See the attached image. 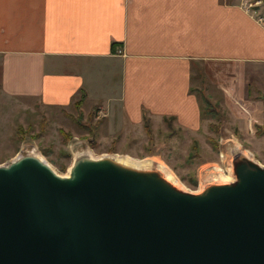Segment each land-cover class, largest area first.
I'll return each instance as SVG.
<instances>
[{
  "label": "crops",
  "instance_id": "obj_1",
  "mask_svg": "<svg viewBox=\"0 0 264 264\" xmlns=\"http://www.w3.org/2000/svg\"><path fill=\"white\" fill-rule=\"evenodd\" d=\"M263 69L264 27L240 2L0 0L2 92L60 108L82 97L118 129L198 131V78L238 128L264 124Z\"/></svg>",
  "mask_w": 264,
  "mask_h": 264
},
{
  "label": "water",
  "instance_id": "obj_2",
  "mask_svg": "<svg viewBox=\"0 0 264 264\" xmlns=\"http://www.w3.org/2000/svg\"><path fill=\"white\" fill-rule=\"evenodd\" d=\"M44 161L0 165V264H264V166L242 153L198 193L110 156Z\"/></svg>",
  "mask_w": 264,
  "mask_h": 264
},
{
  "label": "rangeland",
  "instance_id": "obj_3",
  "mask_svg": "<svg viewBox=\"0 0 264 264\" xmlns=\"http://www.w3.org/2000/svg\"><path fill=\"white\" fill-rule=\"evenodd\" d=\"M231 1L247 7L251 4L249 12L264 18V0ZM192 89L202 110L198 131H184L163 119L149 121L147 133L143 126L118 129L116 123L87 106L83 110L76 109L74 103L66 108L45 106L36 99L6 95L0 87V165L18 156L37 154L57 174L65 176L76 156L86 151L93 157L153 158V167L157 162L166 165L175 176L176 187L192 193H197L207 180L217 182L212 178L218 170L230 166L236 153H248L264 166V133L255 134L256 124L238 128L228 111L219 106L220 90L204 80L196 79ZM206 101L211 103L212 111ZM211 163L221 169L211 170Z\"/></svg>",
  "mask_w": 264,
  "mask_h": 264
},
{
  "label": "bare ground",
  "instance_id": "obj_4",
  "mask_svg": "<svg viewBox=\"0 0 264 264\" xmlns=\"http://www.w3.org/2000/svg\"><path fill=\"white\" fill-rule=\"evenodd\" d=\"M238 146V145H237ZM88 150V149H87ZM234 150V149H233ZM86 151V150H85ZM82 152V151H81ZM240 152V151H239ZM246 152V151H245ZM80 153V152H79ZM87 153V151H86ZM83 153L82 155L79 154V156H76L75 159H77L78 157H83V156H88L91 159H99L101 157H104L106 155L100 156V157H93L91 155H88V153ZM244 156H248L246 153H242ZM38 159H40L41 161H44V159L41 157V155H37L35 154ZM111 157V156H110ZM113 159L115 160V162L119 165L125 166L126 168H131V169H135V170H150V169H155L163 178L165 181L169 182L170 184H172L173 186H177V182L175 180V176H173V174L170 172V170H168V168L166 167V165L162 164L161 162H157V166L153 167L152 164V159L151 158H144V159H133L130 158L128 156H119V155H115L112 156ZM249 157V156H248ZM16 158V157H15ZM250 158V157H249ZM251 159V158H250ZM253 160V159H251ZM74 161V160H73ZM254 161V160H253ZM45 162V161H44ZM255 162V161H254ZM230 166H231V162H230ZM228 167L226 171V173L223 170H218V172L216 173V180H218V182H231L234 180V176H233V169L231 167ZM50 167V166H49ZM52 169V168H51ZM53 170V169H52ZM54 171V170H53ZM208 171V170H207ZM216 171V170H213ZM226 174V175H225ZM67 176V175H65ZM179 186V185H178ZM203 187V186H202ZM178 188V187H177ZM202 188H199V191H201ZM198 191V192H199ZM197 192V193H198ZM192 193V192H191ZM194 193V192H193Z\"/></svg>",
  "mask_w": 264,
  "mask_h": 264
},
{
  "label": "trees",
  "instance_id": "obj_5",
  "mask_svg": "<svg viewBox=\"0 0 264 264\" xmlns=\"http://www.w3.org/2000/svg\"><path fill=\"white\" fill-rule=\"evenodd\" d=\"M111 48H112V50L114 51L115 49V44L114 43H112L111 44ZM190 91H193V89L191 88L190 89ZM82 102H83V99H82V97L81 98H79L78 100H76L75 102H74V107L77 109V108H80L81 107V105H82ZM206 104H207V107H208V109L210 110V111H212V109L210 108V106H211V103H209V102H207L206 101ZM93 110H95L96 111V108L95 107H93L92 108ZM200 113H201V115H202V110L200 109ZM144 121H143V128L145 129V131L147 132V133H149V119H147V118H144L143 119ZM167 120H172V119H167ZM211 126V125H210ZM255 128H256V131H255V134L256 135H260V134H263L264 133V124H256L255 125Z\"/></svg>",
  "mask_w": 264,
  "mask_h": 264
},
{
  "label": "built area",
  "instance_id": "obj_6",
  "mask_svg": "<svg viewBox=\"0 0 264 264\" xmlns=\"http://www.w3.org/2000/svg\"><path fill=\"white\" fill-rule=\"evenodd\" d=\"M242 5V4H241ZM243 6V5H242ZM251 6V4H249L248 5V7L247 6H243L244 7V9L246 10V11H248L249 12V7ZM254 16V15H253ZM254 18H255V20L260 24V25H262L263 27H264V18H262V17H255L254 16ZM120 52V51H119ZM122 52V51H121ZM263 83H264V69H263ZM262 96H263V99H264V88H263V91H262ZM215 166H218L216 163H211L210 165H209V168L211 169V170H217V169H221V168H216ZM228 169V166L224 169V170H227ZM224 172H226V171H224Z\"/></svg>",
  "mask_w": 264,
  "mask_h": 264
}]
</instances>
